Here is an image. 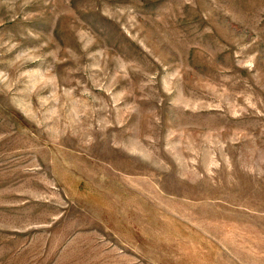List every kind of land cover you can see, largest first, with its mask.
<instances>
[{"label":"rangeland","instance_id":"rangeland-1","mask_svg":"<svg viewBox=\"0 0 264 264\" xmlns=\"http://www.w3.org/2000/svg\"><path fill=\"white\" fill-rule=\"evenodd\" d=\"M0 264H264V0H0Z\"/></svg>","mask_w":264,"mask_h":264}]
</instances>
